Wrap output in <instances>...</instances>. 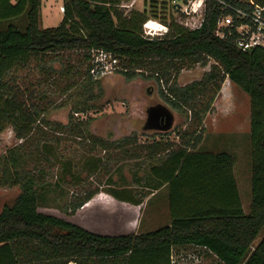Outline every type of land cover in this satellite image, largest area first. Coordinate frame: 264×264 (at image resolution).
<instances>
[{
    "label": "trees",
    "instance_id": "obj_1",
    "mask_svg": "<svg viewBox=\"0 0 264 264\" xmlns=\"http://www.w3.org/2000/svg\"><path fill=\"white\" fill-rule=\"evenodd\" d=\"M222 1L239 4V0ZM116 3L64 0L61 23L39 28L41 0H0V23L7 22L0 27V132L13 125L17 137L25 139L31 131L30 126L24 127L26 122L19 126L28 115L17 102L16 93L5 92L3 81L34 55L82 50L88 59L90 49L101 48L118 55L128 79L134 77L135 70L144 68L152 69L158 81L165 79L167 83L172 71L181 70L182 65H206L213 59L220 69L214 66L200 81L169 90L178 98L173 102L176 108L193 106L197 92L212 89L215 95L225 78L249 95L250 208L248 212L243 208L232 154L168 149L167 158L152 168V174L159 180L155 190L169 188L171 222L139 234H97L40 212L36 178L31 172L17 170L25 159L11 150L4 157V172L13 174L10 183L19 185L21 192L0 212V264H171L173 249L179 246L205 248L223 264H264V48L243 51L232 39L215 35L223 12L217 0H206L201 27L190 30L175 24L176 33L160 39H149L140 32L146 12L133 20L119 16L122 22L118 25ZM161 4L166 9V2L151 0L152 8ZM20 17L27 20L24 29L13 22ZM214 95L200 110L193 109L199 125Z\"/></svg>",
    "mask_w": 264,
    "mask_h": 264
},
{
    "label": "rangeland",
    "instance_id": "obj_2",
    "mask_svg": "<svg viewBox=\"0 0 264 264\" xmlns=\"http://www.w3.org/2000/svg\"><path fill=\"white\" fill-rule=\"evenodd\" d=\"M114 1L118 25L146 12L147 20L140 32L154 39L174 35L175 24L183 27L186 23L194 24L200 14L195 19L183 14L175 8L174 0H159L166 2L163 5L166 9L162 4L152 8L151 0L127 7L121 4L132 0ZM64 15V0H41L38 27L57 26ZM13 22L21 29L27 25L25 17ZM6 24L0 23V27ZM85 53L68 50L34 55L4 79L5 92H15L17 102L28 115L19 126L26 122L24 127L30 126L31 131L25 139L17 137L13 125H6L0 132V212L5 205H12L21 192L19 185L10 183L13 174L7 176L3 164L8 152L16 150L25 159L17 170L31 172L36 178L40 212L102 235L158 229L171 222L169 188L160 186L155 190L159 180L152 174V168L167 158L168 149L178 148L232 154L241 201L248 212L249 95L225 78L215 95L212 89L197 92L193 106L176 108L173 102L178 98L169 90L171 86L184 87L200 81L218 67L215 60L209 59L206 65L201 62L182 65L181 70L172 71L168 83L165 79L158 81L156 72L144 68L135 70L131 79L118 72L95 80L87 75ZM212 95L214 98L201 114L199 125L193 118V109L200 110ZM157 104L167 106L175 116L169 131L144 129L148 108ZM198 136L200 139L195 143ZM205 252L196 246L175 247L171 264H223L215 255L207 256Z\"/></svg>",
    "mask_w": 264,
    "mask_h": 264
},
{
    "label": "built area",
    "instance_id": "obj_3",
    "mask_svg": "<svg viewBox=\"0 0 264 264\" xmlns=\"http://www.w3.org/2000/svg\"><path fill=\"white\" fill-rule=\"evenodd\" d=\"M138 1L146 0H132L129 4L124 3L121 6H131ZM217 1L223 6V12L217 21L215 35L221 39H232L243 51L264 48V3L257 0H239V4L235 5ZM174 4L176 9L187 16H193V19L200 13L194 24L186 23L184 27L190 30L201 27L206 0H174ZM62 9L64 11V7ZM86 70L89 78L98 80L126 69L117 54L101 48H92L88 51Z\"/></svg>",
    "mask_w": 264,
    "mask_h": 264
},
{
    "label": "water",
    "instance_id": "obj_4",
    "mask_svg": "<svg viewBox=\"0 0 264 264\" xmlns=\"http://www.w3.org/2000/svg\"><path fill=\"white\" fill-rule=\"evenodd\" d=\"M175 121L173 112L165 105L157 104L147 110L145 130L169 131Z\"/></svg>",
    "mask_w": 264,
    "mask_h": 264
},
{
    "label": "crops",
    "instance_id": "obj_5",
    "mask_svg": "<svg viewBox=\"0 0 264 264\" xmlns=\"http://www.w3.org/2000/svg\"><path fill=\"white\" fill-rule=\"evenodd\" d=\"M199 248H201V247H199ZM203 249H205V248H203ZM205 251H206V252H205V255H207V256H208V255H210V254H211V253H210V252H208L206 249H205ZM212 255H214V254H212Z\"/></svg>",
    "mask_w": 264,
    "mask_h": 264
}]
</instances>
